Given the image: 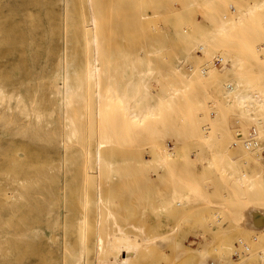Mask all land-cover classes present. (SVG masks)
I'll use <instances>...</instances> for the list:
<instances>
[{
	"label": "rangeland",
	"instance_id": "1",
	"mask_svg": "<svg viewBox=\"0 0 264 264\" xmlns=\"http://www.w3.org/2000/svg\"><path fill=\"white\" fill-rule=\"evenodd\" d=\"M0 82V264H264V0H0Z\"/></svg>",
	"mask_w": 264,
	"mask_h": 264
},
{
	"label": "bare ground",
	"instance_id": "2",
	"mask_svg": "<svg viewBox=\"0 0 264 264\" xmlns=\"http://www.w3.org/2000/svg\"><path fill=\"white\" fill-rule=\"evenodd\" d=\"M231 19V18H230ZM227 21V20H226ZM225 23V22H224ZM223 30H225L223 27H221ZM221 29V30H222ZM243 29H245V28H243ZM222 30V31H223ZM92 41H90L89 40V46L90 47H92V43H91ZM219 60H220V62H222V59L219 57ZM176 73V72H175ZM98 77V71H96V68H95V65H94V63H93V61H89V63H88V72H87V78L89 79V80H94V79H96ZM191 77V76H190ZM188 78V77H187ZM226 87H229L228 88V90H231L230 92H232V93H228V92H226L225 91V94H227V96L228 95H232V94H234L235 93V91H236V88H233V86H226ZM62 88V87H61ZM110 89H111V87H109V90L108 91H110ZM79 90V89H78ZM133 90V89H132ZM139 90V89H138ZM225 90V89H224ZM59 91V93L60 94H63V95H70V96H72V95H74V92H72V91H65V90H58ZM112 94L113 93H115L116 94V92H115V89H114V91H113V89H111V91H110ZM126 92H128V90L126 91ZM132 93V92H131ZM107 94H108V92H107ZM118 94V93H117ZM116 94V95H117ZM122 96V95H121ZM116 97L117 98V100H119V99H121L122 97ZM8 97V95L5 93V91H4V88H3V85H2V83L0 82V104L5 100V98H7ZM229 97H231V96H229ZM237 98H238V101H237V103L238 104H242V103H245V102H248L249 104H248V106L246 107V109H249V105L250 106H252V107H254V108H256V110H261V113H259V118L260 119H264V102H263V99H257V97H256V95L254 96H252L251 94H249V93H242V94H240V95H237L236 96ZM100 98H104V99H106L104 96H103V94H101V97ZM124 98H126L125 97V95H124ZM129 98H131V96L129 97ZM136 98V97H135ZM128 99V98H127ZM127 99H124V101L125 100H127ZM134 99V98H133ZM142 99H143V97H142ZM99 100V99H98ZM108 100H109V97H108ZM228 100V99H227ZM129 101V100H128ZM139 101V100H138ZM122 101H120V103H121ZM140 102V101H139ZM146 102V101H145ZM228 102H229V100H228ZM17 105L18 106H20L21 104H23V101L21 100V97L20 98H17ZM123 103V102H122ZM69 104H70V102H69ZM128 104V103H127ZM126 104V105H127ZM138 103H135V105H137ZM109 105V104H108ZM148 106H149V104H148ZM162 106V104H157V105H155V106H151V107H154L153 109H154V116L156 115V113H155V111L156 110H158V109H160V107ZM107 107H109V106H107ZM128 107H130V106H128ZM127 107V108H128ZM133 107V106H132ZM147 108V107H146ZM145 108V109H146ZM125 109V108H124ZM133 109V108H132ZM142 109H144L143 107H142ZM129 110H131V109H129ZM145 111V110H144ZM153 111V110H152ZM151 111V112H152ZM126 112H127V110H126ZM153 113V112H152ZM152 113H149L148 112V110H146V112H144V113H137V112H131V115L130 116H132V118H134L135 120H139L140 122H144V120L146 119V118H148L149 116H153V114ZM39 119V118H38ZM134 122V121H133ZM139 122V123H140ZM142 122V123H143ZM137 123V122H136ZM145 123V122H144ZM133 124V123H132ZM136 125V124H135ZM255 132H256V130H255ZM252 133H253V131H252ZM256 134V133H255ZM254 134V135H255ZM254 140V139H253ZM252 141V140H251ZM251 141H249V142H251ZM248 142V143H249ZM258 143V142H257ZM245 146H246V144H245ZM258 146V145H257ZM257 146H254V147H257ZM248 149H250V148H248ZM243 176H245V175H243ZM262 184H263V186H264V183H263V178H262ZM256 186H258L257 184H256V182H252V183H249L248 185H246V190H248L249 192L250 191H254V189L256 188ZM246 251H247V249H246ZM85 252V251H84ZM95 260V258L93 259V261ZM12 264V263H11ZM76 264H92V261L90 260V259H88V258H86V257H84L82 260H80V261H77L76 262ZM93 264H97V262L96 261H94L93 262Z\"/></svg>",
	"mask_w": 264,
	"mask_h": 264
},
{
	"label": "built area",
	"instance_id": "3",
	"mask_svg": "<svg viewBox=\"0 0 264 264\" xmlns=\"http://www.w3.org/2000/svg\"><path fill=\"white\" fill-rule=\"evenodd\" d=\"M218 63L221 64L220 61ZM255 133H256L255 130H253V134H255ZM257 145H258V143L256 142V140H252L251 142L246 144V148H250L252 146H257ZM263 183H264V176H263Z\"/></svg>",
	"mask_w": 264,
	"mask_h": 264
}]
</instances>
